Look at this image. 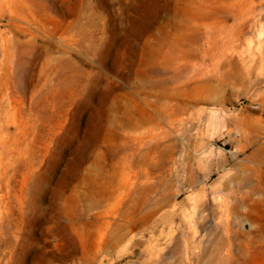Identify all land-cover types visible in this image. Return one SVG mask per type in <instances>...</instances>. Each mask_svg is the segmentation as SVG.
Masks as SVG:
<instances>
[{
    "label": "rangeland",
    "instance_id": "obj_1",
    "mask_svg": "<svg viewBox=\"0 0 264 264\" xmlns=\"http://www.w3.org/2000/svg\"><path fill=\"white\" fill-rule=\"evenodd\" d=\"M0 264H264V0H0Z\"/></svg>",
    "mask_w": 264,
    "mask_h": 264
}]
</instances>
